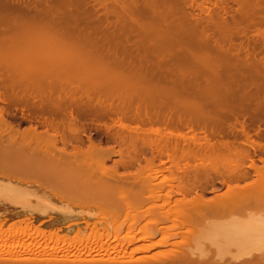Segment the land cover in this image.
<instances>
[{"label":"bare ground","instance_id":"bare-ground-1","mask_svg":"<svg viewBox=\"0 0 264 264\" xmlns=\"http://www.w3.org/2000/svg\"><path fill=\"white\" fill-rule=\"evenodd\" d=\"M119 3L120 6L125 4ZM112 4L110 7L114 10L119 9ZM46 7L39 11L32 8L35 13L28 11L27 5L19 12L16 9L13 10L15 13L5 9L0 12V88L8 92L7 98L12 104H45V114L53 129L51 134L48 130L38 133L31 128L16 138L10 134L0 112V205L16 209L20 206L19 213L34 214L26 216L33 222L24 234L25 228H13L15 222L11 221L5 229L0 225V254H8L0 257V264H264V159L258 158L261 163L258 166L251 156L254 149L264 153V141L249 139L242 126V146L232 143L229 146L227 142L230 141L225 140L223 147H218V143L201 144L195 150L181 148L179 155L174 153V148L172 155L167 157L173 171L154 169L152 155L144 159L143 166L138 164L131 172L117 171V165L126 168L138 161L137 145L144 144L141 134H155L157 138L149 139L148 144H153L158 152L167 144L165 132L160 127L155 126L153 130L152 127H130L129 123L121 124L122 120L170 125L169 137H180L181 132H173L172 127L176 129L177 124L185 122L201 124L203 129L207 126L210 132L217 134L222 131V124L217 120L246 116L264 122V80L262 82V75L256 74L258 68H255L262 65L251 66L246 55L243 56L246 61L240 62L244 58L239 61L237 56L243 51L237 50L241 48L230 52L224 44L226 40L219 44L217 20L208 12H205L208 13L205 19L192 14L185 25L188 12H182L180 18L184 17V20H181L161 8L162 12L158 9L154 17L150 16L152 24L141 23L144 26L136 28L132 25L136 21L132 13L126 11L128 8L123 11L126 8L123 7L109 13L116 19L105 25L94 24L97 28L88 31L81 27L80 20L75 22L73 17L72 21L73 11L67 15L64 13L67 10L60 13L61 9ZM70 17L72 23L68 22ZM204 24L214 28L212 33L201 26ZM220 29L222 32L223 27ZM227 29L219 32L221 37L231 31L230 27ZM182 32L186 36H204L202 39L210 38L213 32L217 36H212L213 40L200 39L199 43L195 39L191 42L192 38L188 36L189 40ZM174 33L178 34L173 37ZM181 34L185 40H180ZM156 35L166 38L154 41ZM170 36L176 39L175 42L168 39ZM230 53H234L233 58L236 56L235 61L228 58ZM247 65L251 68L247 69ZM255 81L262 85L255 86ZM252 84L256 87L252 88L254 90L246 88ZM68 112L73 125L69 132L74 136L79 131L76 121L88 119L97 123L105 116H115L110 120L127 133L115 132L113 137H123L122 141L127 137L130 148H126L125 154L119 153L120 159L112 167L106 162L116 152L104 150L92 142L86 149L72 148L67 152L56 140L58 134L54 122L63 123ZM261 136L264 139V133ZM190 159L196 163L198 160L200 165L198 169L197 165L193 166V173H184ZM245 159L250 161L248 169L252 176L247 171L241 172ZM178 170L182 174H178ZM210 171L222 177L223 187L212 188L207 195L198 193L194 186L208 178ZM28 186L60 202L77 200L79 206L100 203L102 206L98 210H101V217L107 218L110 232L106 225L99 231L94 222H85V227L92 226L94 231L90 230V235L85 237L72 234L76 237L69 238L59 233V228L57 231L44 230L41 223L52 221L54 224V219L59 216L48 215V220L34 224L38 214H47V208L41 204H27ZM140 219L148 221L134 231V225ZM16 220L20 223L23 219ZM58 220L63 221V218ZM161 223L169 225L161 226ZM207 223L216 225L212 228L208 224L207 228L215 229L212 231L215 236L208 240L210 246L212 242L218 243V254L185 252L183 238L187 240L188 232ZM25 224L23 227L27 226ZM128 225L127 232H122ZM17 226L21 227L20 224ZM182 228L185 230L179 233ZM18 229L23 236L16 233ZM157 233L162 234L160 239L154 238ZM109 235L120 242L107 245ZM170 237L180 240L168 244ZM136 239L142 244L131 250L130 245ZM97 242L98 250L91 255L89 249ZM164 245L170 248L155 249ZM106 249L110 253L105 255L109 257L100 258V253ZM152 249L154 252L148 253ZM86 251L89 255L84 258L81 255L79 259L75 257L77 260L71 258L76 253L84 256Z\"/></svg>","mask_w":264,"mask_h":264},{"label":"rangeland","instance_id":"rangeland-1","mask_svg":"<svg viewBox=\"0 0 264 264\" xmlns=\"http://www.w3.org/2000/svg\"><path fill=\"white\" fill-rule=\"evenodd\" d=\"M42 1V2H41ZM103 2V4H101L102 2ZM15 2V3H14ZM22 2V3H21ZM107 2V5L106 4H104V3H106ZM112 2H113V4L116 6H119V9L120 8H125V9H123V11H125L127 8V10L126 11H129V12H131L132 13V15H133V17L135 18V22L134 23H132V25L134 26V27H136V28H138V27H140V26H144V25H142V24H145V23H150V24H152V20H151V17L150 16H152V17H154V12H158L157 10L159 9V12L161 11L162 12V10H163V12H172V13H174L175 14V16H174V18L176 17V16H178L179 17V19H181V20H184L183 18L184 17H182V18H180L183 14H182V12L183 13H185V11L186 12H188L189 13V16H187V15H185L186 17V21H184V24L186 25L187 24V20L189 21V17L190 16H192V14H195V15H199L200 17L201 16H203L202 18H206L207 16H208V13H210V16L212 17V18H214L215 20H217V23H218V31L219 32H221L220 30V28H222L223 27V29H222V32H224L227 28H229L230 27V30L232 31H228L227 33H226V35H227V37L228 38H226V35L225 34H223L224 35V37L226 38H224V37H221V34L218 32V36L219 37H221V38H219V37H216L217 35H215V32H213V34L215 35H212L213 37H216V38H218L219 40V44H220V41L222 42H224L225 40L226 41H229V42H227L226 43V41L224 42V44L226 45V46H228L227 48H229V50H230V52L232 51H235V49L237 50V48H241V49H238L237 51H239V50H242L243 52H241L240 53V55H238L237 56V58H239L238 60L240 61L241 60V58L244 56L245 57V55L246 56H249V57H252V58H249V57H247L248 58V60L250 61V63L249 64H252L251 66H258L259 64L260 65H262V66H258V67H255V68H258V70L257 69H254V68H252V69H254V70H257V71H259V73L256 71V74H259V76L260 75H262V76H260L261 77V80H262V82H263V80H264V31H262V30H264V0H154V2H153V0H122V1H120V0H117V2L115 3V0H112ZM112 2H111V4H112ZM119 2H122V3H125V4H123V6H120V4L121 3H119ZM156 2V3H155ZM29 5H28V4ZM46 4V5H44L43 6V4ZM109 3V4H108ZM111 4H110V0H0V12H2L3 13V11H8L9 13L11 12H13V10H15V11H17V12H19V11H21L20 9H22V8H25L26 9V5H27V10H28V7H30L29 8V10L28 11H30L31 13H35L36 11L35 10H33V9H37L38 8V10L37 11H39V10H45V9H43L44 7H46L47 5H48V7H52V8H57L56 10H60L59 12L60 13H63V11L64 10H67L66 12L64 11V13L66 14L67 13V15L69 14V13H72V11H73V13H72V15L73 14H77V15H74V16H72L71 15V17L73 18H75V22L76 21H78V20H80V25H81V27H83V29L85 28V30H88V31H92V27H96V25L98 26V25H100V23L103 25H105V24H107V23H110V21L111 20H114L113 18H115V16L114 15H109V13L110 14H113V8L112 7H110L111 6ZM112 4V5H113ZM119 4V5H118ZM31 5V6H30ZM102 5V6H101ZM122 5V4H121ZM125 5V6H124ZM54 6V7H53ZM114 6V7H115ZM151 6V7H150ZM155 6H156V8H155ZM108 7H110V8H108ZM149 7V8H148ZM157 7H159V8H157ZM13 8V9H12ZM17 8H19V10L17 9ZM33 8V9H32ZM47 8V7H46ZM59 8V9H58ZM110 9L109 11H108V9ZM136 8V9H135ZM146 8H148L149 9V11H146L147 9ZM154 9V10H152V9ZM161 8H162V10H161ZM2 9V10H1ZM5 9V10H4ZM24 9V10H25ZM49 9V8H48ZM47 9V10H48ZM113 9V10H112ZM118 9V7H116V10L118 11L119 10ZM152 10V12H151V10ZM55 10V9H54ZM68 10H69V12H68ZM116 10H114V11H116ZM171 10V11H170ZM177 10V11H176ZM180 10V11H179ZM15 11L13 12V13H15ZM23 11V10H22ZM50 11H51V9H50ZM53 11V10H52ZM110 11H112V12H110ZM8 12H6V13H8ZM58 12V13H59ZM119 12H121V11H119ZM137 12V13H136ZM145 12V13H144ZM150 12V13H149ZM205 12H208V13H206L205 14ZM106 13H108V14H106ZM126 13H128V12H126ZM135 13V14H134ZM188 13H185V14H188ZM106 14V15H105ZM144 14V15H143ZM150 14V15H149ZM151 14H153V15H151ZM182 14V15H181ZM191 14V15H190ZM207 15V16H206ZM70 16V15H69ZM77 16H79L80 17V19H79V17L77 18ZM105 16L108 18H106L105 19ZM71 17H70V20L68 21V22H71L72 23V21H74V18H73V20L71 19ZM216 17V18H215ZM142 18V19H141ZM149 18V19H148ZM188 18V19H187ZM204 18V19H205ZM77 19V20H76ZM116 19V18H115ZM153 19V18H152ZM72 20V21H71ZM96 20V21H95ZM104 20H105V22H104ZM99 21V22H98ZM106 21H108V22H106ZM116 21V20H115ZM147 21V22H146ZM149 21V22H148ZM74 23V22H73ZM98 23V24H97ZM115 22L113 21L112 22V24H114ZM136 23V24H135ZM142 23V24H141ZM154 23V22H153ZM77 24H79V22L77 23ZM86 24H87V26H86ZM94 24H96V25H94ZM111 24V25H112ZM203 24V23H202ZM220 24V25H219ZM90 25H91V27H90ZM222 25H224V26H227V27H224V26H222ZM89 26V27H88ZM188 26H190V25H188ZM202 27H204V28H206V30L208 31V29H209V31L212 33V30L214 29V28H212V27H208L206 24H204V25H201ZM201 26H200V28H201ZM80 27V28H81ZM87 27V28H86ZM184 27V26H183ZM190 27H192V26H190ZM189 27V28H190ZM88 28H90V30L88 29ZM97 28V27H96ZM95 28V29H96ZM82 29V28H81ZM94 29V30H95ZM237 29H238V31H237ZM228 30V29H227ZM242 30H244L243 32L244 33H242V32H240V31H242ZM208 31V32H209ZM221 32V33H222ZM226 32V31H225ZM230 32L232 33V34H230ZM185 33V32H184ZM183 32H182V34H184ZM188 33V32H187ZM237 33V34H236ZM256 33H259V34H256ZM178 33H174V36L173 37H175V35H177ZM178 35L180 38L181 37H184L183 35ZM186 34V33H185ZM184 34V35H185ZM217 34V33H216ZM191 34H189L188 36H190ZM222 35V36H223ZM177 36V37H178ZM186 36V35H185ZM188 36H186L188 39L191 37L192 38V40H190L191 42H193L194 41V39L195 40H199L200 41V39L201 40H204V39H202L203 37H200V35L198 36V37H195V36H190V37H188ZM197 36V35H196ZM211 36V37H212ZM263 36V37H262ZM155 37V38H154ZM153 38H154V41H155V39L156 40H161V39H164L163 37H165L166 38V36H154ZM173 37H168V39L170 38V40H172L173 39ZM206 38L205 39V41L206 40H208V39H210V40H213V37L212 38ZM199 38V39H198ZM222 38H224V39H222ZM152 38L150 37V39L149 40H151ZM179 39V38H178ZM177 39V40H178ZM186 39V38H185ZM185 39H180V40H185ZM166 40V39H165ZM175 40L176 39H173L172 41L173 42H175ZM188 40V41H189ZM152 42H153V40H152ZM204 42V41H203ZM222 42V43H223ZM178 42L176 41V43L175 44H177ZM196 43H198L197 41H196ZM199 43H201V41L199 42ZM184 44V43H183ZM224 44H222V46L224 47ZM178 45H182V44H178ZM177 45V46H178ZM176 46V47H177ZM183 46V45H182ZM181 46V47H182ZM187 46H188V44H187ZM187 46H186V44H185V46H183V47H185V48H187ZM225 46V47H226ZM232 46H234L235 48L233 49V47ZM179 48H180V46H179ZM178 49V48H177ZM183 49V48H182ZM232 49V50H231ZM180 50H181V48H180ZM236 52V51H235ZM245 53V54H244ZM249 55H248V54ZM231 54V53H230ZM233 55H234V53L233 54H231V55H229V59H232L233 61H235V59H236V56H235V58H233ZM254 55V56H253ZM232 56V57H231ZM240 56V57H239ZM243 57V58H244ZM242 58V59H243ZM247 58H244L243 60H241L240 62H245L246 61V59ZM254 58V59H253ZM247 60V61H248ZM256 61V62H253V63H255V64H253L252 63V61ZM260 61V62H259ZM247 63V62H246ZM259 63V64H258ZM248 64V63H247ZM248 64V65H249ZM247 65V69H249V67L251 68V66H248ZM247 69H245V71H247ZM254 70L252 71L251 70V72L253 73L254 72ZM250 71V70H249ZM261 73V74H260ZM256 82V81H255ZM264 83V82H263ZM254 84H257V82L256 83H254ZM258 84H259V82H258ZM258 84L257 85H255V86H258ZM259 85H262V83H260ZM264 85V84H263ZM264 87V86H263ZM246 88H256V87H253V84H252V86L251 85H249V87H246ZM258 88V87H257ZM259 88H261V86H259ZM251 89H249V90H251ZM252 90H254V89H252ZM18 106H22V104H17L16 105V107H18ZM23 108H25L26 110H28L27 109V107L24 105V107ZM110 116V119H113V118H115V116H113V115H109ZM4 117L6 118V120L8 119L7 118V116H6V114H4ZM105 118H107V117H105ZM84 119V118H83ZM85 120H88V119H85ZM101 120H104V118H101V119H99L98 121H101ZM111 123H110V127L108 128V129H110L111 130V134H112V138H111V136H110V140H112V141H114L115 140V137H113V134L115 133V132H119V133H121V132H123V133H127V132H125V131H123V130H119L116 126H115V124H114V120H109ZM123 122H127V123H129V122H136L135 120H122ZM145 122V121H144ZM138 123H140V122H136V123H134L133 125L132 124H130L129 123V125H130V127H140L139 125H138ZM217 123H221L222 125H221V128H222V131H223V134L225 135V136H227V135H229L228 133H226V129L227 128H231V127H243V129H246L247 131H253L252 129H254L255 131L256 130H258L256 133H255V131L252 133V134H248L249 135V139L251 138H253L254 140H257V141H261V142H263L264 141V139H262L261 137V135L264 133V122L263 121H257V120H251V119H249L248 117H246V116H244V117H237V119H227V120H217ZM142 124V123H141ZM242 124V125H241ZM192 127H194V128H198V127H201L202 128V126H201V124H195L194 122H192V124H190ZM143 127H145L144 129H147V128H149V127H152L151 129L153 130V128H156L155 126H157V127H160V129H161V131H163V132H165V126H167L168 128L170 127V125H164L163 123H154V124H152L151 123V121L150 122H147L146 121V123H143V125H142ZM154 126V127H153ZM185 126V123H181V124H177V126H176V129H174L173 127H172V129H173V132H181V134L182 133H184L183 132V130H184V128L186 127H184ZM166 127V128H167ZM140 128H142V127H140ZM171 128V127H170ZM206 128H209V127H207L206 126ZM118 129V130H117ZM241 129V128H240ZM260 129V130H259ZM107 131V130H106ZM169 131H171L170 129L168 130V133H169ZM167 133V132H166ZM257 133H259V134H257ZM141 134V133H140ZM239 135H236V136H234V137H236L237 138V140H244L243 138V135L239 132L238 133ZM146 135V137L144 136V135H140L141 137L140 138H144V144H147V145H149L148 144V139H145V138H149V136L150 135H153L152 133H148L147 132V134H145ZM251 136V137H250ZM154 137H155V134H154ZM264 138V137H263ZM117 139V138H116ZM150 139V138H149ZM155 139V138H154ZM154 139H150L151 141H153ZM115 142V141H114ZM116 143H118V142H116ZM140 143H138V145H139ZM143 144V145H144ZM61 145V144H60ZM70 145H79V146H81L82 148H85L86 146H85V143L83 142V143H80V144H78L77 142H73V141H70L69 142V144H65V147H66V149H69L70 148ZM126 145H127V148H130V145H129V143L126 141ZM137 145V146H138ZM141 145V144H140ZM151 145H153V144H151ZM239 145H241L242 146V144H239ZM153 147H155L154 145H153ZM111 150H114V149H111ZM138 150H139V148H138ZM115 151V150H114ZM254 154L252 155V158H254V157H256V156H259V157H262L263 159H264V153L263 152H261L260 150H258V149H254ZM116 152V151H115ZM125 152H126V149H125ZM179 155V154H178ZM120 159V156L118 155V156H110V159L106 162V164L108 165V166H115V164H116V162L115 161H117V160H119ZM145 159H148V158H145ZM154 160V159H153ZM155 162V160L153 161V164H154V166H155V168L154 169H161L162 167L161 166H163L162 164H164V163H159V164H155L154 163ZM244 162L246 163H249V161L248 160H244ZM253 162L256 164V165H258V166H260L261 165V163H260V161L259 160H253ZM115 163V164H114ZM138 164L140 165V166H143L144 165V158H141V157H139L138 158V161L137 160H135V162L134 163H132V165L130 166V167H123V166H121V165H117V171L119 172V173H126V172H128L129 170V172H131V171H133V170H135L137 167H138ZM241 170H248V172H249V174L252 176V172H251V169L249 168H247V166H245L244 165V168L243 169H241ZM164 171V170H163ZM243 172V171H242ZM178 174H180V173H178ZM211 179V180H210ZM206 180V181H205ZM205 180H201L200 181V185L199 184H197V185H195L194 187H196V188H194V189H196L197 190V192L198 193H204L203 195H207V191H210V189H212V188H214V189H218V188H222L223 187V183H222V177H220L216 172H213V171H210V176L208 177V178H206ZM249 180V179H248ZM241 182V181H240ZM222 186V187H221ZM27 189L30 191L29 192V195L28 196H26L25 197V201H27V204H32V205H37V204H41L42 206H45L47 209V214L45 215V216H43V215H41L40 216V214H38V213H36V212H33V213H35V214H38L37 215V219L34 221V224H37V222L38 221H40V220H48V215H50V216H55V217H57V216H59L58 218H60V219H62L63 218V221L62 220H58V218H56V219H54V221H56V223H54V224H51V222L52 221H49V222H44V223H41L40 225H41V227L44 229V230H49V231H57L58 229L57 228H59V233H61V234H66L67 236H69V238H75L72 234H79L80 236L79 237H85L86 235H90V230H92L91 232H94L93 231V229H91V227L92 226H87V227H85L86 226V223H95V228H96V226H97V228H98V230L99 231H102V229H101V227L102 226H108L107 225V218L106 217H101V213H100V211L101 210H98V209H100L99 207H101V206H99L100 205V203L98 204V203H95L96 205H94V204H91V203H89V205L90 206H87V205H84V206H79L78 205V202H77V200H73V201H71V202H60V201H58V200H55V199H53L52 197H50V196H48V195H43L40 191H37V190H33L31 187H27ZM37 192H39V193H37ZM77 202V203H76ZM73 203H75V204H73ZM93 203V202H92ZM67 204V205H66ZM77 204V205H76ZM98 205V207H95V206H97ZM21 209L22 207H20V206H17V209L16 208H13V207H11V206H2V205H0V225L1 226H3V228L5 229L6 228V225L8 226L9 224H10V222L12 221V222H15L16 224H20L21 225V227L20 226H17L16 227V224L13 226V228L14 229H16V228H21V230H23L24 228V230L22 231L23 232V234H24V232L26 233V231H28V229H30L29 228V226H30V224L33 222L32 220L30 221V220H28L27 218H26V216H28V217H30L31 215H34V214H30V213H19L18 211L20 210L19 208ZM107 208L105 207V209L104 210H106ZM103 210V209H102ZM22 211V210H21ZM61 212H63V213H61ZM63 214V215H62ZM103 215V214H102ZM23 217V218H22ZM55 217H52V219L53 218H55ZM101 218V219H100ZM16 219H18V220H20V219H23V220H21L20 221V223L16 220ZM104 220V221H100V220ZM2 220V221H1ZM84 220H86V221H84ZM76 221V222H75ZM118 221H119V219H118ZM140 222H138V224H136V225H134L136 228L134 229V231H137L138 230V228H140V226H142V225H144V224H146L147 223V221L148 220H143V219H140L139 220ZM43 222V221H42ZM86 222V223H85ZM2 223V224H1ZM24 223H26L25 224V226L26 227H23V225H24ZM117 223V222H116ZM132 223V222H131ZM12 224V223H11ZM29 224V225H28ZM118 224V223H117ZM208 224L210 225V226H212V228H216V225H212L211 223H207V224H204V226H197L195 229H193V230H191L192 232H194V233H192L191 231V234H189L190 232H188V235H186L185 236V239H187V240H185L184 241V238H183V241L185 242V243H183V241H182V249H184L185 250V252H191V251H194V252H197L198 254H200L201 252H203V253H205L204 251H206V253H208L209 255H211L212 256V254L213 255H215V254H218V243H214V242H212L211 244V246H210V243H209V241L211 240V238L210 237H212V236H215L214 234H213V230H215V229H211L210 227H208L207 228V226H208ZM213 224H216V223H214L213 222ZM169 224L168 223H161V226H168ZM109 227V226H108ZM108 227H107V230L110 232V227H109V229H108ZM130 228V225H128V226H126L125 227V229L122 231V232H127L126 231V228ZM154 226H152V228H153ZM23 228V229H22ZM28 228V229H27ZM127 228V229H128ZM133 228V227H132ZM194 228V227H193ZM203 228V229H202ZM86 229V230H85ZM200 229V230H199ZM203 231H202V230ZM19 230V229H18ZM174 230V229H173ZM183 230H185V228L183 229H179V233H181V232H183ZM199 230V231H198ZM76 231H77V233H76ZM176 231V230H175ZM175 231H172V232H175ZM22 232H20V230H19V232L17 231L16 233L18 234V235H20V234H22ZM124 232V233H125ZM171 232V231H170ZM177 232H178V230H177ZM198 232H199V234H198ZM20 233V234H19ZM124 233H122V234H124ZM23 234H22V236H23ZM122 234H120V236L122 235ZM198 234V235H197ZM72 235V236H71ZM189 235H191V237L189 236ZM113 235H111V237H110V235H109V239H108V237H107V240H106V242H107V245H111V246H113V244L112 243H114V245H116L117 243H119L120 241L119 240H116V239H114L113 240V238L114 237H112ZM137 237L139 236L138 234L136 235ZM188 236V237H187ZM216 236H218L217 234H216ZM160 237H162V234H159L158 235V233L157 234H155V239H160ZM187 237V238H186ZM173 238V239H172ZM180 240V238H178V237H170V239L167 241V242H170V243H168V244H171V242H174V241H177V240ZM190 239V240H189ZM208 239H210V240H208ZM113 240V241H112ZM105 241V240H104ZM119 241V242H118ZM123 242L124 243H126V241H124L123 240ZM139 242V243H138ZM141 241H139V240H137L136 239V241L134 240V242H133V244L131 243V245H130V248H131V250L135 247V245H140V244H142V242L140 243ZM98 243L99 242H97L96 244H94V243H92V248L91 249H89L90 250V253H91V255H93V253H94V255H95V253L97 252V250H98ZM216 244L215 245V247L217 248H215V247H212V246H214V244ZM127 244V243H126ZM186 244V245H185ZM190 244V245H189ZM93 245L95 246V247H93ZM166 246V247H165ZM97 247V248H96ZM168 248H170V247H168V245H164L163 247L162 246H160V247H158V248H155L156 250H161V249H163V250H165V249H168ZM94 249V250H93ZM155 249H152V250H150V252H148V253H153L154 252V250ZM88 250V251H89ZM88 251H86L85 253H84V256H83V254H81V253H76V254H78V256H76V254L73 256V257H71L73 260H77V258L79 259L80 257V255H81V258L83 257H86L87 255H89L88 253ZM92 251V252H91ZM96 251V252H95ZM103 251H107V252H103ZM232 251H235V250H232ZM200 252V253H199ZM214 252V253H213ZM108 254L109 255V253L110 252H108V250L106 249V250H102V253H100V254H102L101 256L99 255V257L100 258H102V259H106L107 257H109L108 255H105V254ZM137 253V252H136ZM7 254V253H6ZM6 254L5 253H3V255H5L6 256ZM137 254H140V253H137ZM136 254V255H137ZM141 254H144V253H141ZM197 254V255H198ZM3 255H1L0 254V257L1 256H3ZM8 255V254H7ZM196 255V254H195ZM105 256H107V257H105ZM75 257H77L76 259H75Z\"/></svg>","mask_w":264,"mask_h":264},{"label":"flooded vegetation","instance_id":"flooded-vegetation-1","mask_svg":"<svg viewBox=\"0 0 264 264\" xmlns=\"http://www.w3.org/2000/svg\"><path fill=\"white\" fill-rule=\"evenodd\" d=\"M7 95H9L8 92H6L4 89L0 88V112H2L3 119L5 120V122L9 126V131L11 132L10 134L16 135V138H18L17 137L18 134H23V133L27 132L28 130H30L31 128L35 129L36 132H38V133H42L43 131L48 130V132L52 134L53 129H51V127H50V120L47 119V116L45 114V108H46L45 104H41V103H39V104H22L21 107L20 106L16 107L17 104H12L8 101ZM24 105L27 107L28 110L23 108ZM4 114H6V116L8 118L7 120L4 117ZM73 116L76 117V115H74V114H73ZM70 119H71V115L68 112L66 115V119L63 123H60L59 121L54 122V124H56V126H57V134H58V135H56V140L59 143V146L61 148H64L67 152L72 150V148L86 149V147L82 148L79 145H70V148L66 149L65 144H69L70 141H73V142L75 141L78 144L84 142L85 146H87L89 142H92L93 144L98 145L100 148H102L104 150L114 149L116 151V153L111 154V156H118V155L120 156L119 153H121V154L126 153L125 149L127 148V145H126L127 137H125L124 141L121 140V139H123V137L121 139L115 138V140H114L115 142L110 140V136L112 138L111 130L108 129L111 126L110 125L111 122L109 121L110 116H108L107 118H104V120L98 121L97 123L89 122V120H82V122H81V120H79V121L74 122L77 125V127L79 128V131L77 132V135H75V136H74V134L69 132V128L73 127L72 121H70ZM129 123L133 125L136 122L131 121ZM143 123H146V122H143ZM143 123L142 124L138 123V125L142 128H145L142 126ZM68 124H70V125H68ZM121 124H127V122L121 121ZM185 124H186V127L183 130L184 133H182L183 136L181 135L180 137L179 136L174 137L173 135H170V137H169V135L166 133V132H168L169 128L167 127L168 129H166V128L164 129L165 130V137H167L166 138L167 144L165 146L166 148L161 147L162 150H160V152H158V149H156V147H153V145H147V144L140 145L139 144L138 145L139 151L136 152V157L137 158L141 157V158L145 159V158H150L152 155L154 157L153 159L155 160V162H154L155 164L164 163V164H162L163 166H161L162 168H166L167 170L173 171L174 167L172 165V162H170V160L167 157H168V155H172V151H174V148H175L174 153L176 155H178L179 151H180L179 149H181V148L187 149L188 147L189 148L191 147L192 149L195 150V149H198L201 144L203 145V144H207V143H214L216 145L218 143L219 144V145L217 144L218 147H221L222 144L225 143V140L230 141V142L226 141L228 144L230 143L229 146L231 145V143L234 144V146H238V144H241L244 142L242 140H237V138L234 137L236 135H239L238 133L240 132V130H242L239 127L227 128L225 131L229 135L225 136L223 134V131H221L220 134H217L216 132L215 133L210 132L208 130V128H204V129L201 127L194 128L190 125V124H192L191 122H185ZM252 130L253 131L249 132L246 129H243V131L245 133H248V134H252L255 131L254 129H252ZM257 131L258 130H256V132ZM144 136L146 137V135H144ZM149 138L152 140L154 138L156 139L157 137H154V135H150ZM149 138L147 137L145 139L149 140ZM143 140H144V138H143ZM163 140H165V138H163ZM191 140L194 142L191 143L192 142ZM63 142H65V144H63ZM116 142H118V143H116ZM219 142H221V143H219ZM192 145H193V147H192ZM232 146H231V148H232ZM252 154H254V153L252 152L251 156H252ZM258 158L260 159L262 157L256 156L253 158V160H259ZM246 160H248V159H246ZM196 161H197V163L190 159L188 161V163L190 165L187 163L188 169L185 168L186 170L183 172L184 173H190L193 170L192 169L193 166H195V165H197L196 168L198 169L200 164H199L198 160H196ZM181 162L182 161L179 160V163H181ZM182 164H186V163L183 162ZM249 164H250V161H249V163L244 162L243 168H244V165L247 166V168H248ZM242 171L248 172V170H241V172ZM176 172L182 174V172H180L179 170ZM192 173H193V171H192ZM221 181H223V180H221ZM218 189H221V188H218Z\"/></svg>","mask_w":264,"mask_h":264}]
</instances>
